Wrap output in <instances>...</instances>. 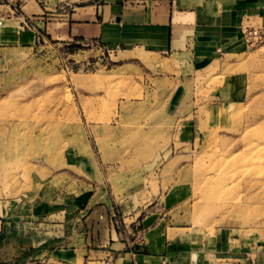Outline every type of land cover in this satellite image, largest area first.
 I'll return each instance as SVG.
<instances>
[{
  "label": "rangeland",
  "instance_id": "374dc122",
  "mask_svg": "<svg viewBox=\"0 0 264 264\" xmlns=\"http://www.w3.org/2000/svg\"><path fill=\"white\" fill-rule=\"evenodd\" d=\"M34 1L0 11L21 16ZM36 1L56 18L93 0ZM13 27L0 19V34ZM164 61L0 42V210L34 226L29 243L6 228L0 264H131L109 228L135 253H149L132 246L146 228L147 240L187 234L219 264L264 254V42ZM164 257L137 264H186Z\"/></svg>",
  "mask_w": 264,
  "mask_h": 264
},
{
  "label": "crops",
  "instance_id": "0c3cea01",
  "mask_svg": "<svg viewBox=\"0 0 264 264\" xmlns=\"http://www.w3.org/2000/svg\"><path fill=\"white\" fill-rule=\"evenodd\" d=\"M22 8L29 10H24L21 16L0 11V19L19 23V28L2 30L0 42L32 45L43 38L62 44L96 43L114 51L140 50L167 61L183 57L197 60L209 53L233 51L244 46L247 28L264 27V0H93L56 18L36 0L25 3ZM167 61L161 64H169ZM132 192L127 194L132 197ZM18 217H11L8 222L0 210L1 242L7 227L24 229L27 243L34 240L30 217H26L23 228L20 224L17 228ZM44 224L36 226L44 227ZM138 233L142 234V240L133 242L132 246L137 243L136 247L147 249L152 255L129 251L127 246L131 244L119 242L111 228L107 231L110 248L117 249L115 254H121L131 264L146 257L165 258V252L172 259L180 255L186 264H219L213 253L200 249L198 243L189 242L188 235L183 236L177 230L151 240H147L150 232L146 228ZM10 240L19 239L10 237ZM215 246L219 247V242L213 244V249ZM243 264H264V254L247 258Z\"/></svg>",
  "mask_w": 264,
  "mask_h": 264
},
{
  "label": "built area",
  "instance_id": "2783aa9c",
  "mask_svg": "<svg viewBox=\"0 0 264 264\" xmlns=\"http://www.w3.org/2000/svg\"><path fill=\"white\" fill-rule=\"evenodd\" d=\"M23 2L25 0H17ZM244 38L251 46H257L264 42V27L247 28L244 32Z\"/></svg>",
  "mask_w": 264,
  "mask_h": 264
},
{
  "label": "bare ground",
  "instance_id": "6f19581e",
  "mask_svg": "<svg viewBox=\"0 0 264 264\" xmlns=\"http://www.w3.org/2000/svg\"><path fill=\"white\" fill-rule=\"evenodd\" d=\"M205 178V182H211V180H213L212 178H210V177H207V180H206V177H204Z\"/></svg>",
  "mask_w": 264,
  "mask_h": 264
}]
</instances>
